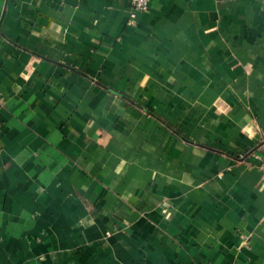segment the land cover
Returning a JSON list of instances; mask_svg holds the SVG:
<instances>
[{"label": "crops", "instance_id": "0c3cea01", "mask_svg": "<svg viewBox=\"0 0 264 264\" xmlns=\"http://www.w3.org/2000/svg\"><path fill=\"white\" fill-rule=\"evenodd\" d=\"M0 0V264H264V0Z\"/></svg>", "mask_w": 264, "mask_h": 264}, {"label": "built area", "instance_id": "2783aa9c", "mask_svg": "<svg viewBox=\"0 0 264 264\" xmlns=\"http://www.w3.org/2000/svg\"><path fill=\"white\" fill-rule=\"evenodd\" d=\"M151 0H129L131 8L133 10L129 24L133 25L136 21V14L138 12H146L149 8ZM255 156L259 160V170L262 173V179L264 181V137H261L256 145Z\"/></svg>", "mask_w": 264, "mask_h": 264}]
</instances>
